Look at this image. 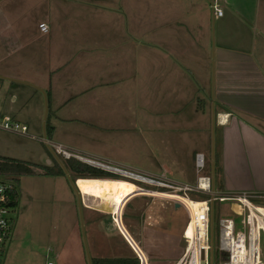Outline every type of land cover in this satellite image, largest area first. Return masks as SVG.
Instances as JSON below:
<instances>
[{
  "label": "rangeland",
  "instance_id": "rangeland-1",
  "mask_svg": "<svg viewBox=\"0 0 264 264\" xmlns=\"http://www.w3.org/2000/svg\"><path fill=\"white\" fill-rule=\"evenodd\" d=\"M209 1L23 0L21 14L24 16L29 33L37 29L38 24L44 21L52 27V44L55 41L54 29L56 27L59 30L57 43L63 47L70 40L69 35H71L72 28L78 25L88 26L97 22L102 23L101 13L105 7L126 9L128 27H134L136 20L138 22L141 19L144 27L151 26L153 30H157L153 33V37L156 36L153 57L158 58V63H155L153 71L150 72L148 68L143 77L137 73L139 52H135V48H131L133 43L128 42L127 48L121 49L122 52L127 51L126 57L121 58L120 61L122 70L118 79H111L110 84H105L103 82L105 78L99 76H105L106 73L96 71L95 79L76 81V96L70 97L62 93L59 98L62 105L67 99L71 100L68 101V106L63 107L65 110L60 107L57 112L58 126L54 129L52 140L60 142L64 147L83 158L125 169L154 182L195 186L196 176L200 175L195 169L197 154L204 156L203 174L211 172V118L215 107L212 108L211 104L213 103L211 55L214 24L216 27L218 22L215 20L212 23ZM19 3L18 0H3L0 6L5 8L16 6ZM223 3L224 0H219V6L224 11ZM193 9L197 11L195 17L191 15ZM168 15H171L172 19L179 20L176 26L181 29L185 28L189 33L188 52L194 69H196L190 81L177 79L178 74L172 71L171 76L168 74L167 36L171 34L170 31L177 30L170 25L171 18ZM131 34L134 36V32ZM174 34H176L175 31ZM148 40L151 41L150 37ZM177 43L181 45V39L176 40ZM202 61L205 62L207 74H203L202 70L198 73L197 64ZM96 66L102 67L103 65ZM181 66H183L182 63ZM30 70L26 65L24 75L26 76ZM83 75V73L79 74L81 78ZM87 85H95V87L86 88ZM3 89H0V95L8 101L13 92ZM23 89L25 92L23 91L21 95L26 98V88ZM52 105L49 99L50 111ZM10 108L12 109H5L2 114H8L25 124L27 120L28 135H6L0 131V142L2 136L9 139L14 146L25 149V163L38 164L57 172L58 167L61 168V164L63 166L66 160L56 155L51 148L50 145L57 142L44 141L41 121L45 111L43 95L41 97L38 95L37 98L32 97L24 108L18 105L10 106ZM219 130L214 125V154L216 156L219 155L221 149ZM47 145L50 146L56 158L51 154ZM200 149L205 150L194 152ZM240 151L236 141L228 144L226 171L232 183H235L233 180L239 183L244 172V167L240 165L243 161L238 155ZM7 156L13 159L19 158L13 153ZM192 156H194V166ZM72 159L119 177L76 180L78 191L80 190L83 197L82 215L86 242L88 238L86 225L90 219H97V217L111 219V215H114L119 226L120 205L126 198L130 200L135 197L132 200L145 202L142 210L149 213V217L148 214L133 217L132 222L137 224L136 230L131 229L133 238H135V233L141 235L143 239L146 238L148 232L145 227H158L157 221L163 220L167 214L170 220L168 226L170 230L175 231L177 225L176 232L178 231L179 238L173 243V248L175 252L179 251L178 256L185 246L182 232L186 224H188L187 237L192 240L196 234L199 240L198 251L203 247L205 204L202 201H195L199 199L201 193L186 192L190 198L188 199L183 197V191L175 192L148 180H138L124 175L123 177L111 170L92 166L80 159ZM17 161L22 162L19 159ZM35 172V175L18 178L17 191L20 198L15 212L12 238L4 249L2 264H46L49 261L53 264H63L62 259L56 257L55 252L61 251L63 255H67L76 239L79 240L84 250L76 196L67 176L64 174L61 178H48L44 176L45 169H37ZM0 177L9 179L5 175H0ZM133 193L136 195H132ZM22 196L25 199L24 202ZM174 203L181 205L179 209H176V214L173 211ZM253 203L264 207L262 199H253ZM182 205L188 210L190 217ZM131 206L130 201L126 207ZM170 213L173 215L172 218L169 217ZM212 216L214 225H217L219 218L230 217L228 204L215 205ZM147 222L154 224L149 226ZM119 230L124 236L120 226ZM216 230L214 226V251H217ZM115 239H117V244L123 245L119 237ZM144 246V243L139 245L141 249H144ZM213 264H219V259L215 257Z\"/></svg>",
  "mask_w": 264,
  "mask_h": 264
},
{
  "label": "crops",
  "instance_id": "crops-1",
  "mask_svg": "<svg viewBox=\"0 0 264 264\" xmlns=\"http://www.w3.org/2000/svg\"><path fill=\"white\" fill-rule=\"evenodd\" d=\"M21 2L23 0H18L21 6L19 4L5 8L0 6V89L4 88L3 90L6 89L7 92H13L8 101L0 95V112H4L5 109L11 110L10 106L13 105L24 108L29 104L32 97L37 98L38 95L40 97L43 95L38 90L41 89L46 96V120L48 118L51 127L50 139L46 138V140L57 142L52 144H60V142L52 140L54 139V129L58 126L57 112H59L60 107L68 106V101L71 100L67 99L62 105L59 98L62 93L66 96L70 95V97L76 96V81L86 79L91 81L95 79L96 71L106 73L105 76H99L105 78L103 80L105 84L111 83V79H118L122 70L120 61L121 58L126 57L127 51L122 52L121 49H126L128 42H132L131 48L134 47L135 52H139L136 71L142 77L148 68L152 72L155 63H158V58L153 57L156 40L153 33H156L157 30H153L151 26L144 27L141 19L138 22L136 20L134 27H128V13L124 8L109 9L105 7L101 13L103 16L102 23L97 22L88 26L78 25L72 28L70 30L71 35H69L70 40L63 47L57 43L59 30L56 27L54 29L55 41L52 44V27L44 21L40 23H45L48 26V33H41L38 26L37 29L35 28L29 33L24 16L21 14V10H23ZM223 5L224 11L221 18H215L211 12L212 23L215 20L218 22L216 27L214 24L211 55V79H213V103L211 104L215 106V125L220 129L221 142L219 155L216 156L217 175L214 172L213 186L223 193L247 192L254 195H264V0H224ZM192 13L191 15L195 17L197 11L194 10ZM168 17L171 18V15ZM179 22V20L170 19V25L177 30L170 31L171 34L167 36L169 51L167 70L170 76L172 71L178 74L179 78L177 79L190 81L194 76L193 71L196 69H194L188 52L189 33L185 28L181 29L176 26ZM132 32H134V36L131 34ZM180 39L182 44H176V40ZM26 65L31 70L25 76ZM92 65L94 67L96 65L103 66L94 68ZM197 69L198 73L199 70H202L205 74V62H199ZM81 73L84 74L82 78L79 76ZM85 87L94 88L95 85ZM23 88H26V98L21 95L23 91L25 92ZM49 99L50 104H53L51 111L49 110ZM43 118L44 113L41 119L42 133ZM26 125L29 127L27 120ZM1 132L6 135L10 134ZM232 141H236L240 147L241 151L238 155L243 161L240 165L244 167L239 183L235 180H233L235 183H232L226 171V150ZM204 150H194V152L198 153ZM12 153L19 157L17 159L26 162L24 160L26 150L14 146L9 139L1 136L0 157L13 159L7 156ZM192 159L194 166V156ZM44 176L61 178L60 175ZM198 176L211 177V172L203 174L202 170ZM131 178L141 180L135 176ZM218 182L221 183V188H218ZM17 184H19V179ZM17 184L18 206L20 194L17 191ZM136 193L132 195H136ZM128 199L126 198L122 204ZM132 199L124 204L121 214V223L124 224L122 227H124L123 229L127 232L132 243L145 256L148 264H174L183 253L182 251L178 256L179 251L175 252L173 248V243L179 238L178 231L176 232L177 225L175 231L170 230L168 227L170 220L166 214L164 219L162 217L163 220L157 221L158 227H145L148 232L146 238L143 239L137 233L134 234L135 238H133L131 229L136 230L135 227L137 226L132 222L133 217L136 215L141 217L143 214H148L149 217V213L142 210L145 202ZM22 200L25 201L23 196ZM130 201L132 206L127 208L126 206ZM180 206L179 204L178 209ZM173 209L174 214H176L175 205H173ZM169 217L172 218L173 215L170 213ZM146 224L151 226L154 223L147 222ZM86 227L88 232L87 246L91 258H135V254L127 242L129 240L125 239V235V237L121 235L112 218H92L87 222ZM116 237L121 239L123 245L117 244ZM75 241L67 255H63L61 251L55 252L56 257L62 259L63 264H87L85 251L79 240L76 239ZM198 242V237L195 234L191 240L190 248L194 251L196 259L198 257V254H195L198 253ZM142 243L145 245L144 249L139 247Z\"/></svg>",
  "mask_w": 264,
  "mask_h": 264
},
{
  "label": "built area",
  "instance_id": "built-area-1",
  "mask_svg": "<svg viewBox=\"0 0 264 264\" xmlns=\"http://www.w3.org/2000/svg\"><path fill=\"white\" fill-rule=\"evenodd\" d=\"M209 2L212 15L215 18H221L223 16V10L219 6V0H210ZM38 29L41 33H48V26L45 23H39ZM0 131L20 136L28 135V127L26 124L18 121L8 114L2 113H0ZM50 146L53 148L56 155L62 156L65 160L77 158L82 161H86V159L77 153L70 151L60 144H51ZM204 166L205 162L203 154H197L195 157V169L197 174L203 170ZM108 167L113 170L125 173L127 171L122 168L119 170L111 166ZM130 174H132V172H130ZM146 180L151 183L153 182V184H158L162 187L174 190L175 192L183 191V197L188 199L190 198L187 196L186 192H197L207 195L208 198L202 201L205 204V217L202 237L203 247H201L205 254L204 264H213L215 257L219 259V264H264V217L259 208L261 206L253 203V199L256 198L264 200V195H254L247 192L223 193L217 191L212 184L210 176H197L195 186H177L174 184L154 182L147 178ZM15 193V182L12 179L0 177V264L2 263L3 254L5 251L4 249L12 237V228L14 225L16 212V202L14 199ZM222 203L228 204V210L231 216L227 218H219L217 225H214L212 219L213 226L211 233V214L213 208L215 205L219 206ZM182 207L188 213V210L185 208V206L182 205ZM188 216L190 217L189 213ZM111 218L119 230V226L114 215H111ZM214 226H216L217 229V251H214L213 249L211 253L210 240L211 238L213 239ZM187 228L188 224L185 225L182 232V239L185 243L183 253L174 264L200 263L201 249H199L198 253H195L198 254L196 259L194 251L190 248L191 239H189V237L186 235ZM130 247L138 259L139 264H148L143 254L142 258L136 253V251H134L131 245ZM222 257L224 258L222 259ZM46 264L53 263L47 262Z\"/></svg>",
  "mask_w": 264,
  "mask_h": 264
},
{
  "label": "trees",
  "instance_id": "trees-1",
  "mask_svg": "<svg viewBox=\"0 0 264 264\" xmlns=\"http://www.w3.org/2000/svg\"><path fill=\"white\" fill-rule=\"evenodd\" d=\"M45 134L46 138L49 140L51 135V127L48 123V118L45 124ZM216 155H215V171L217 175L216 169ZM65 170L69 173L71 180L75 182L77 179H111L117 178V175L93 168L87 164L76 161L75 159L66 160L63 163ZM45 169V175L48 176H64V173L60 167H58V171L54 172L51 169L43 168L36 164H28L25 162L17 161L14 159H9L5 157H0V175L8 176L9 179H12L16 184L18 182V178L20 176H32L36 174V170ZM119 178V177H118ZM218 188H221V183L218 182ZM208 197L205 194H200L199 199L197 201H204ZM14 199L17 206V194H14ZM202 236V233H201ZM91 264H139L138 259L136 258H126V259H98L91 258Z\"/></svg>",
  "mask_w": 264,
  "mask_h": 264
},
{
  "label": "water",
  "instance_id": "water-1",
  "mask_svg": "<svg viewBox=\"0 0 264 264\" xmlns=\"http://www.w3.org/2000/svg\"><path fill=\"white\" fill-rule=\"evenodd\" d=\"M1 1L2 0H0V2ZM1 78H4V77H1ZM212 85H213V79H212ZM30 86H32V85H30ZM36 89H38V88H36ZM38 90L43 94L44 99H45V111H44V118H43V138H44V141H46V134H45V121H46V116H47L46 96H45L44 91H42L41 89H38ZM213 107H214V105L212 104V108ZM214 125H215V115H214V108H213V110H212V118H211V180H212V184L214 182V171H215V165H214V161H215V154H214ZM47 147H48L49 151L51 152V154L56 158V156L54 155V153L51 150L50 146L47 145ZM85 162L90 164V165H92V166H93V163H96V162H93L92 160H88V159H86ZM61 168L63 169L64 174L67 176L69 184H70V186H71V188H72V190H73V192H74V194L76 196L77 210H78V215H79V223H80V229H81V236H82L84 251H85V255H86L87 264H91V256H90V253H89V250H88V246H87V242H86V238H85V235H84V223H83V215H82V200H81V197H80V193H79V191H78V189H77V187L75 185V182H73L70 179L67 171L65 170L64 166H62V164H61ZM108 169H111V168L108 167ZM178 207H179V204L176 203L175 204V208H178ZM212 219H213V216L211 214V233H212V226H213L212 225ZM210 250H211V253H212V251H213V239L212 238L210 240ZM204 260H205L204 250L201 249L200 250V263L199 264H204Z\"/></svg>",
  "mask_w": 264,
  "mask_h": 264
},
{
  "label": "bare ground",
  "instance_id": "bare-ground-1",
  "mask_svg": "<svg viewBox=\"0 0 264 264\" xmlns=\"http://www.w3.org/2000/svg\"><path fill=\"white\" fill-rule=\"evenodd\" d=\"M84 159H86V158H84ZM93 162H95V161H93ZM93 165L94 166H97V167H99V168H102V169H107L108 171L109 170H111V171H113V172H115V173H117V174H120V175H124V176H126V175H128V176H135V177H138L139 179H141V180H144L145 178H143L142 176H140V175H138V174H130V172L129 171H126V173L125 172H121V171H117V170H113V169H108V167L107 166H109V165H106V164H102V163H98V162H96V163H93ZM113 168H115V167H113ZM117 169H119V168H117ZM119 170H121V169H119ZM123 171H125V170H123ZM127 176V177H128ZM145 181H147L146 179H145ZM75 185H76V187L79 189V187H78V183L75 181ZM80 191V190H79ZM80 193V192H79ZM80 195H81V193H80ZM81 198H82V202H83V197H82V195H81ZM127 201H125L121 206H120V208H119V213H118V222H119V226H120V228H121V230H122V232L124 233V235L126 236L125 238H127V240H129L128 242H129V244L133 247V249H134V251H136V253L137 254H139L142 258H143V255H142V253H141V251L135 246V244H133L132 243V241H131V239H130V237L128 236V234H127V232H125V230L123 229L124 227H122L123 225H121L122 223H121V211H122V209H123V206H124V204L126 203ZM191 208V207H190ZM260 208V211H261V213H262V215H263V217H264V208L263 207H259ZM190 211H191V213H192V210L190 209ZM192 217H193V214H192ZM191 243V242H190Z\"/></svg>",
  "mask_w": 264,
  "mask_h": 264
}]
</instances>
